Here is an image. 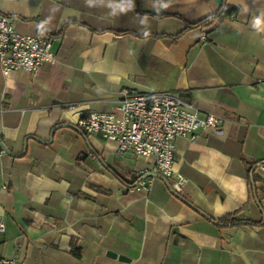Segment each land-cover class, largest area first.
Listing matches in <instances>:
<instances>
[{"label": "crops", "instance_id": "crops-1", "mask_svg": "<svg viewBox=\"0 0 264 264\" xmlns=\"http://www.w3.org/2000/svg\"><path fill=\"white\" fill-rule=\"evenodd\" d=\"M223 1L0 0L14 30L49 36L55 55L35 76L0 73V259L264 264V0H225L234 14L186 30ZM71 22L90 29L57 36ZM123 90L173 91L221 120V135L176 141L182 197L160 179L132 190L153 161L78 129L88 113L115 110Z\"/></svg>", "mask_w": 264, "mask_h": 264}, {"label": "built area", "instance_id": "built-area-1", "mask_svg": "<svg viewBox=\"0 0 264 264\" xmlns=\"http://www.w3.org/2000/svg\"><path fill=\"white\" fill-rule=\"evenodd\" d=\"M206 41L202 34L201 42ZM55 55L51 39L43 34L22 35L14 30L12 19L0 12V73L6 78L22 71L35 76L46 64H53ZM84 134H99L112 143L116 154L127 152L136 157L153 161V169L134 174V191L149 190L151 181L160 179L175 197H182L188 180L174 170L176 141L198 140L199 132L211 129L221 135V120L208 113L198 116L194 104L173 91L137 93L123 90L113 111L90 112L77 125ZM6 150L0 148V156ZM5 222L0 216V233ZM0 264H22L15 253L0 259Z\"/></svg>", "mask_w": 264, "mask_h": 264}, {"label": "trees", "instance_id": "trees-1", "mask_svg": "<svg viewBox=\"0 0 264 264\" xmlns=\"http://www.w3.org/2000/svg\"><path fill=\"white\" fill-rule=\"evenodd\" d=\"M128 4L129 5H132V0H129ZM234 13H235V9L227 6L226 5V2L224 0L222 2V4H221L219 10L215 14L210 15V16H207V17H205L204 19L200 20L197 23L188 24L186 26V30L194 29V28H197V27H200V28H208V27H211L212 25H215L217 23L222 22L225 18L231 16ZM68 25H78V26H82V27L88 28L85 24H82L80 22H71L69 24L64 25L63 28H62V30L57 34V36L60 35L61 33H63L64 29ZM88 29H90V28H88ZM106 31H109V30H103L101 32H106ZM113 33L115 35H117V36H123V35H129L130 34V35H133V36L138 37V38L146 37V36H153V37H156V38H165L166 37V38H170L171 40H175V39L179 38L184 33V31L181 32V33H179V34L172 35V36L152 35V34H137V33L127 32V31L126 32H124V31H120V32L114 31ZM230 217H231V215H227V216L219 219L217 222L218 223H222V224L229 223L230 221H233V218L231 219ZM76 255H78V254H76Z\"/></svg>", "mask_w": 264, "mask_h": 264}]
</instances>
